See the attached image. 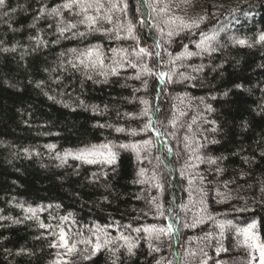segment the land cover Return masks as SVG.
Returning <instances> with one entry per match:
<instances>
[{
    "label": "trees",
    "instance_id": "trees-1",
    "mask_svg": "<svg viewBox=\"0 0 264 264\" xmlns=\"http://www.w3.org/2000/svg\"><path fill=\"white\" fill-rule=\"evenodd\" d=\"M64 2L0 7V264H259L264 0H111L92 29Z\"/></svg>",
    "mask_w": 264,
    "mask_h": 264
},
{
    "label": "snow or ice",
    "instance_id": "snow-or-ice-1",
    "mask_svg": "<svg viewBox=\"0 0 264 264\" xmlns=\"http://www.w3.org/2000/svg\"><path fill=\"white\" fill-rule=\"evenodd\" d=\"M109 2L111 3V8H108L105 11L106 5L104 3V0H65V2L62 5L52 8L50 10L49 14L59 16V15H61V11H60L61 8L66 9V10H72L74 8H78L79 12L77 13V15H81V14L83 15V19L80 20V23L87 24L89 29H92L95 27V25H97L100 22L101 19L104 21H107L109 24H111L113 22L112 16L108 13H110L112 9H117L118 4L112 3L111 0H109ZM3 6H5V0H0V7H3ZM148 7L152 8L153 11H156V9L152 6V4H148ZM126 8H127V3L125 2L123 5V8H121L120 10L123 11ZM89 9H94L96 14H89ZM165 10H166L165 8L160 9L161 12H163ZM43 11L44 10L42 9L41 10L42 14H43ZM102 12H103V14L101 15ZM176 19L180 20V25L183 28L190 29L191 27H199V23L202 22V20L204 18L201 17L200 21H191L190 23H185L180 18H176ZM176 19H169L168 21H166V23L174 24V23H176ZM140 23L143 24V21H140ZM75 27H76L75 24H70V25H68V27H62L59 29L60 34L63 35L65 31L69 30L70 28H75ZM133 31H134L133 25L129 21V23L127 25L128 35L131 38L136 39V37L133 36ZM160 32L163 33V29H160ZM173 34H174L173 31H169L167 33V35L169 37L173 36ZM80 35H83V33H81ZM117 38H120V37L117 36ZM32 39H37L38 44L43 43V41H40L38 38H32ZM205 39L207 40V39H212V38L206 37ZM260 40L264 41V35H262L260 37ZM169 42H171V41H169ZM238 43L244 44L245 41L240 40V41H238ZM204 44H205V42L201 41V44L198 45V47H203ZM160 46L161 45L159 44V42H156V47L159 48ZM72 51H75V50L73 49ZM112 51L116 52L117 50L113 49ZM94 54H95L96 59L91 61L92 66L95 67L97 64L102 66L103 65V59H102L98 50L89 49L87 52L82 53V55H85L89 58H91ZM137 55L150 57L153 54L151 52L147 51L145 48L141 47V48H139V52L137 53ZM156 55L159 56V53H156ZM182 55H187L190 57V56L194 55V53L185 52ZM177 58H179V57H177ZM80 63L84 64V61L81 60ZM73 67H76V65H73ZM85 67H88V65H85ZM132 67H136V65L133 64ZM143 70L146 72L149 71V69L146 66L143 68ZM112 72H113V74H115L116 69L113 68ZM166 75H168V74L164 73V72L159 73V76L161 79H163ZM89 78H91V77H89ZM137 78H139V76H137ZM168 79L171 80V76H168ZM237 87H241V85H237ZM49 98L51 99V97H49ZM145 103H147V102H145ZM116 131L121 132V131H123V129L117 128ZM145 143H150V142L146 141ZM101 147L107 148L108 145H102ZM121 147H128V145H122ZM132 147L136 148L137 146L132 145ZM89 156H95V152L89 151L87 153H82L80 156L77 157V159H87ZM115 159H116L115 156L109 151L105 162L112 164V163H115ZM88 162L89 163H96L98 161H96L95 159H88ZM210 162L215 163V160H212ZM29 211H32V210L29 209ZM40 226L44 227L43 224H41ZM221 228H223V225H221ZM254 228H255V225L253 224V225H250L248 228L242 229L241 231H242L243 235L245 236V242L248 243L250 241L251 243L249 244V246L252 247L253 249H255L256 251H258V253H259V264H264V243H257L256 242L257 238L252 234V229H254ZM171 230H172V226L168 225L167 231L171 232ZM147 231H151V230H147ZM159 231L161 233H164L165 229L161 228V229H159ZM59 239L61 241L60 246L64 247L67 250L68 254H71V253L76 251V247H77L76 244L75 243L69 244V241L66 237V233L63 230H61L59 233ZM121 239L127 240V237L122 236ZM109 243H111V241H109V240H105L103 243H101L100 238L97 237V241L93 245V248H92V255H95L97 252H99L101 250L102 247L107 246ZM133 247H134V245H132V244L128 245L127 250L129 253H132ZM224 250L226 251V249H224ZM90 258H91L90 256L85 257V259H90ZM254 259H255V257H254ZM62 264H67V262L66 261L62 262Z\"/></svg>",
    "mask_w": 264,
    "mask_h": 264
}]
</instances>
